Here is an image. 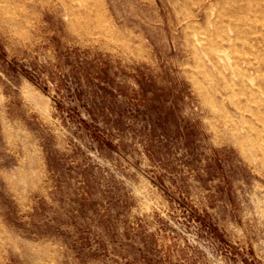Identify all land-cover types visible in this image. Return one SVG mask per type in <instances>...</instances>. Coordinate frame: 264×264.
I'll list each match as a JSON object with an SVG mask.
<instances>
[{
    "label": "rangeland",
    "instance_id": "374dc122",
    "mask_svg": "<svg viewBox=\"0 0 264 264\" xmlns=\"http://www.w3.org/2000/svg\"><path fill=\"white\" fill-rule=\"evenodd\" d=\"M177 10L0 0V264H264V158Z\"/></svg>",
    "mask_w": 264,
    "mask_h": 264
},
{
    "label": "bare ground",
    "instance_id": "6f19581e",
    "mask_svg": "<svg viewBox=\"0 0 264 264\" xmlns=\"http://www.w3.org/2000/svg\"><path fill=\"white\" fill-rule=\"evenodd\" d=\"M172 1L178 5L179 24L195 48V57L214 78L215 85L208 90L221 98V118L232 121L230 102L245 123V130L236 127L233 132L243 153L249 149L264 158V128L255 124L264 123V1H260L262 8H255L252 0ZM249 9H254L253 16Z\"/></svg>",
    "mask_w": 264,
    "mask_h": 264
}]
</instances>
